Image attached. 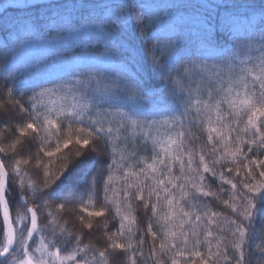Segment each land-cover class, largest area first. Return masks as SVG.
Returning a JSON list of instances; mask_svg holds the SVG:
<instances>
[{
	"label": "snow or ice",
	"instance_id": "snow-or-ice-1",
	"mask_svg": "<svg viewBox=\"0 0 264 264\" xmlns=\"http://www.w3.org/2000/svg\"><path fill=\"white\" fill-rule=\"evenodd\" d=\"M54 63L65 70L48 79ZM0 69V131L26 138L0 149V264H264V231L255 242V225L264 230V159L248 155L264 154V0H0ZM205 124L200 143L193 129ZM162 127L170 132L163 141ZM52 133L55 151L46 155L68 151L55 173L37 169L30 207L21 161L6 163ZM238 156L243 171L218 170ZM115 171L124 202L149 209L143 233L126 226L119 205L115 239L101 226L103 250L68 227L49 232L54 221L45 224L37 209L49 220L53 204L83 203L94 187L108 203ZM217 177L234 217L223 236L213 235L221 214L207 203L219 198L205 190ZM106 210L83 208L93 217ZM205 242L207 256L198 250Z\"/></svg>",
	"mask_w": 264,
	"mask_h": 264
},
{
	"label": "trees",
	"instance_id": "trees-1",
	"mask_svg": "<svg viewBox=\"0 0 264 264\" xmlns=\"http://www.w3.org/2000/svg\"><path fill=\"white\" fill-rule=\"evenodd\" d=\"M19 2H23V0H19ZM195 2V0H193ZM102 51V48L99 49ZM16 56H13V61H16ZM244 59L243 56H239L237 63H239L240 60ZM64 67L61 64L54 63L50 64L47 68V77L48 79L56 78L58 77L63 71ZM2 71V69H0ZM51 87V85H49ZM59 95V94H58ZM52 99H57V97H52ZM201 99H207L206 97H201ZM70 102V101H69ZM51 106V105H49ZM227 112V109L225 107V114ZM215 117L213 116V120ZM59 123V121H57ZM19 122H17V127H20ZM216 124H213V127H216ZM174 131V130H173ZM221 131H227L226 128H222ZM170 134L168 129L161 128L160 129V137L161 140H166L167 136ZM193 134L199 138V142L203 143L207 138V125H203L197 128L193 129ZM34 133L29 130L27 133V137H32ZM43 135V134H42ZM20 138L22 140L26 139L25 137H20L18 132H3L0 131V149H4L5 152L10 151L9 145L16 139ZM249 137H245V139H248ZM58 139L57 135L55 133H52V135L47 139L46 143H37L34 146L31 147L30 151L25 152H18L17 156L14 157L12 161H9L6 163V167H8L9 163H15V160H20V167L23 169L22 177H23V185L20 186L22 194L25 196V198L29 201L30 207H35L31 194L35 191V188L37 185L40 184V180L42 178V173H38L37 169L42 168L43 166H47L50 171L56 172V169L61 165L63 162V157L67 153L68 150H65L62 148V151L60 153H57L53 157H48L46 153L48 151H55L56 146V140ZM215 139V137H214ZM62 147V145H61ZM220 146H218L219 148ZM19 148V145L17 146ZM70 148L74 149V146H70ZM244 152H247V148L244 147ZM143 155V154H142ZM249 159H252L255 157L256 159H264V154L259 153H249ZM39 156V160H37L35 157ZM1 158H3L1 156ZM207 159V157H206ZM27 160L28 163L25 165L24 161ZM40 161H43V164L40 163ZM150 162V161H149ZM247 163V161L243 160L240 156L237 157L236 164L225 162L222 167H220L218 170L223 171L224 169L228 167L235 168L236 165L241 166V170L243 171V165ZM195 166V165H193ZM133 171L138 172V168H133ZM127 171V169L125 170ZM253 171L255 172L256 169L253 168ZM174 173L176 175H179V166L178 164L174 168ZM114 180L112 183V191L108 194V203H105L103 201V192L101 191L99 193V196L97 195V189L96 187L93 188L92 192L88 195L84 196L83 203H77L73 207H66L64 210L59 209V207L56 204H53L50 208L47 209V211L51 212L53 215L49 218V220H44V211H41L40 209H37V215L38 217L45 223H49L50 221H54L51 223V228L49 229V232L55 231L56 233H60L63 228L68 227V230L72 232L73 234H80L84 237L83 244H93L95 247L99 250H103L106 247L105 243V235L104 232L101 230V226L107 222L108 236H113L114 233H116L117 228L113 227L114 224L118 225V217L115 215L116 213V206H120V211L123 215H126L129 217V221H126L125 224L127 227H132L133 232H136L137 234L143 233L145 230V224L141 223V220L146 218L149 215V209H146L142 204L138 203L135 200H132L130 202L125 203L124 197L125 192L124 188L126 187L125 181L119 171H115L113 173ZM141 180H143V177H140ZM128 184H134L135 178L130 177ZM209 187L206 188V191H213L216 193L218 200L216 198H207V203L210 206L211 211H217L221 215L217 219V226L212 227L213 235L214 236H223L224 229L227 228V219L226 218H234L232 217V213L229 209L222 206L221 201L223 200H230V196L228 194V186L227 184H223V190L221 188V182L219 180V177H217L215 180L209 179L207 181ZM115 203H112V202ZM231 202V201H230ZM131 205L129 208L128 205ZM87 207L89 211H100L101 208H106L105 215L103 217H93L89 216L87 212L83 211V208ZM16 208H20L21 211H23L20 203L16 204L15 208L12 210V215L15 216L16 214ZM185 210L187 211V207H185ZM83 215L84 216V223L91 222L93 224V229L89 230L81 225L79 217ZM130 222V223H129ZM256 233H257V239L256 243H259V237L262 234V227L260 223H257L255 225ZM138 230V232H137ZM185 231H190L188 225H185L184 228ZM196 230L198 232H201V236L203 237L206 235V231H202L201 228L197 227ZM91 232L92 235H87V233ZM42 235H48L47 233H43ZM36 242L39 243V236L35 237ZM54 239L51 235H48V240ZM113 239L115 237L113 236ZM120 242H125L121 240ZM31 243V242H30ZM217 241L213 239L211 241L213 251H215ZM51 247V246H50ZM221 247L223 248V243L221 244ZM31 250V249H30ZM55 250V249H54ZM200 251L205 253V256H207V244L206 242L202 244L199 249ZM145 251L147 252L148 249L145 247ZM65 253V252H64ZM231 254V253H230ZM114 257H110V260ZM196 259V264H200L199 258ZM167 264V261H166ZM182 264L184 262L182 261Z\"/></svg>",
	"mask_w": 264,
	"mask_h": 264
},
{
	"label": "rangeland",
	"instance_id": "rangeland-1",
	"mask_svg": "<svg viewBox=\"0 0 264 264\" xmlns=\"http://www.w3.org/2000/svg\"><path fill=\"white\" fill-rule=\"evenodd\" d=\"M32 2H35V0H32ZM50 252H52L53 253V255L55 254V250H54V248H52V247H50L49 246V249H48ZM66 253H64L63 251L61 252V255H65ZM47 258V257H46Z\"/></svg>",
	"mask_w": 264,
	"mask_h": 264
},
{
	"label": "water",
	"instance_id": "water-1",
	"mask_svg": "<svg viewBox=\"0 0 264 264\" xmlns=\"http://www.w3.org/2000/svg\"><path fill=\"white\" fill-rule=\"evenodd\" d=\"M1 158V157H0Z\"/></svg>",
	"mask_w": 264,
	"mask_h": 264
}]
</instances>
